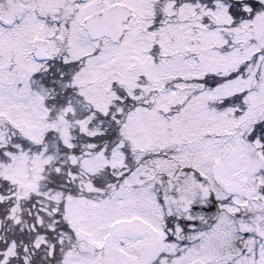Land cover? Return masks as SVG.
I'll return each mask as SVG.
<instances>
[{
	"label": "snow or ice",
	"instance_id": "obj_1",
	"mask_svg": "<svg viewBox=\"0 0 264 264\" xmlns=\"http://www.w3.org/2000/svg\"><path fill=\"white\" fill-rule=\"evenodd\" d=\"M0 264H264V0H0Z\"/></svg>",
	"mask_w": 264,
	"mask_h": 264
}]
</instances>
